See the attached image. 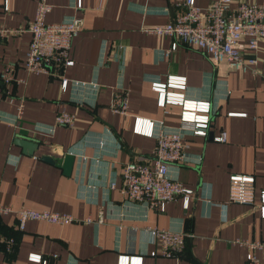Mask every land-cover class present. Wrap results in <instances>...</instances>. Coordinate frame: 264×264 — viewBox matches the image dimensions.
Instances as JSON below:
<instances>
[{"label": "crops", "instance_id": "0c3cea01", "mask_svg": "<svg viewBox=\"0 0 264 264\" xmlns=\"http://www.w3.org/2000/svg\"><path fill=\"white\" fill-rule=\"evenodd\" d=\"M180 1L48 0L47 21L78 15L84 23L68 53L73 64L46 74L24 68L31 39L26 26L37 0H8L7 9L0 0V28L21 29L0 35V72L9 66L13 76L10 82L0 79V204L75 218L65 225L30 220L20 231L14 214L0 215V236L16 233L13 252L0 248V264H43L29 261L30 253L41 254L45 264H117L121 254L140 255L142 264H245L249 249L239 241L264 242L258 208L264 190V38L256 50V76L225 63L215 66L182 41L166 55L174 37L148 28L173 19ZM195 1L205 7L215 0ZM251 52L242 46L244 56ZM169 75L185 77V98L210 102V121L205 136L184 133L185 158L170 166L171 176L193 190L188 208L179 196L161 212L121 193V168L137 161L153 165L156 139L135 133V118L179 126L180 107L158 106L150 86ZM62 79L68 80L66 89ZM119 92L127 93L126 114L110 107ZM61 111L74 114V124L48 132ZM221 131L226 141H214ZM16 137L38 142L33 156L14 143ZM65 154L74 156L70 174L41 159L61 161ZM232 174L254 177L253 204L229 200ZM147 227L183 230L179 256H151ZM255 253L264 262V250Z\"/></svg>", "mask_w": 264, "mask_h": 264}, {"label": "built area", "instance_id": "2783aa9c", "mask_svg": "<svg viewBox=\"0 0 264 264\" xmlns=\"http://www.w3.org/2000/svg\"><path fill=\"white\" fill-rule=\"evenodd\" d=\"M234 0H215L205 7L199 6L195 0H181L180 10L173 19L162 25H154L148 30L157 35L167 34L174 37L170 48L164 53L175 49L178 41L200 49L206 53L215 65L228 64L231 70L241 74L251 73L260 75L256 50L259 40L264 38V0L246 2ZM8 0H4V8H8ZM52 4L48 0H37L34 17L28 21L27 30L31 39L25 53L24 68L30 73L57 74L62 66L73 64L68 53L73 39L83 26V18L78 15L65 17L59 21H47L46 14ZM20 28H0V35L20 31ZM246 40L243 44L242 41ZM242 46L251 49L250 56H244ZM3 82L13 80L12 71L7 66L0 72ZM75 84L81 82H74ZM67 79H62L61 86L66 89ZM151 90L157 95V105H177L180 107L179 126L166 128L163 122L154 123L149 119L137 117L134 119L133 131L143 136H154L156 144L153 149V165L142 162H127L121 168L122 186L120 191L129 201L144 202L146 207L163 212L168 202L183 198V207L188 208L190 195L193 190L185 188L182 183L171 176L170 166L185 158L188 145L184 142V133L194 136H205L209 125L210 102L185 98L183 90L186 79L183 76L169 75L165 81L152 80ZM115 113L126 114L128 97L126 92L116 93L110 104ZM21 111V108H19ZM233 115V114H231ZM245 116V113L234 114ZM75 116L61 111L55 116L54 125L48 128L53 132L57 125L72 126ZM37 130L42 131L39 127ZM44 132V131H43ZM216 142L226 141V132L221 131L213 137ZM103 145V140L98 141ZM254 177L252 175L232 174L229 176V200L241 204H253ZM113 180L109 188H114ZM260 216L264 217V190L259 194L258 204ZM14 214L17 218L16 228L24 229L27 221L41 220L51 224L65 225L75 221L67 213L37 210L33 208L13 209L11 206L0 204V215ZM85 221H91L87 218ZM154 249L151 256L178 257L185 244L186 233L183 230L174 231L168 228L147 227ZM5 253L13 252L16 240L13 236H0ZM239 243L248 247L245 264H264L255 250H264L263 241L241 240ZM28 260L45 264L46 259L41 254L30 253ZM117 264H142V256L121 254Z\"/></svg>", "mask_w": 264, "mask_h": 264}, {"label": "water", "instance_id": "95a60500", "mask_svg": "<svg viewBox=\"0 0 264 264\" xmlns=\"http://www.w3.org/2000/svg\"><path fill=\"white\" fill-rule=\"evenodd\" d=\"M14 143L20 146L23 149V153L29 156H33L35 150L38 147V142L26 137H16ZM41 159L53 164L57 163V165L63 168L65 174L71 173V169L74 162V156L72 154H65L61 161H57L56 158L49 155H43L41 156Z\"/></svg>", "mask_w": 264, "mask_h": 264}, {"label": "trees", "instance_id": "16d2710c", "mask_svg": "<svg viewBox=\"0 0 264 264\" xmlns=\"http://www.w3.org/2000/svg\"><path fill=\"white\" fill-rule=\"evenodd\" d=\"M12 235L14 236V238H15V240H16V233H14V234H11V235L9 234V235H7V236H12ZM0 248H1V249H3L2 251H4V253H5V248H4V245H3V244H1V243H0ZM5 254H7V255H8V254H10V253H7V252H6Z\"/></svg>", "mask_w": 264, "mask_h": 264}]
</instances>
